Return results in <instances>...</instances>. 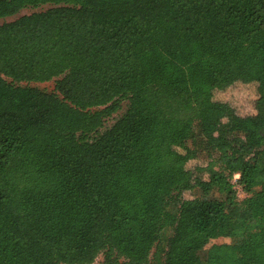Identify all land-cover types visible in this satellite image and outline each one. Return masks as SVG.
<instances>
[{"label": "trees", "instance_id": "16d2710c", "mask_svg": "<svg viewBox=\"0 0 264 264\" xmlns=\"http://www.w3.org/2000/svg\"><path fill=\"white\" fill-rule=\"evenodd\" d=\"M44 7L0 25V264H264V0L0 20Z\"/></svg>", "mask_w": 264, "mask_h": 264}, {"label": "rangeland", "instance_id": "374dc122", "mask_svg": "<svg viewBox=\"0 0 264 264\" xmlns=\"http://www.w3.org/2000/svg\"><path fill=\"white\" fill-rule=\"evenodd\" d=\"M47 9V7H44V8H41V9H38V10H33V9H26V10H23L22 12H20V14H18L16 17H13V18H9L7 20H0V25L4 22V21H12L16 18H19L23 15H29L35 11H41V10H45ZM35 87L41 89V90H47V91H52L54 89V83L51 82V83H47V84H34ZM254 88L251 87L250 88V91L251 92H254ZM234 91V92H233ZM233 94H236V96H243L247 93H245V90L242 89V88H236L235 90H233ZM217 99H222L223 96H217L216 97ZM246 111L249 110V107L245 109ZM170 148H168L167 151H169ZM182 161L184 162L183 166H182V169L184 172H190L191 169H193L196 165V162L194 161V159L191 157V156H186V157H182L181 158ZM191 195H187V198H190ZM214 243H230L231 240L228 239V238H225V237H221L220 239L216 240V241H213ZM94 264H103V257L100 256L97 261L94 263Z\"/></svg>", "mask_w": 264, "mask_h": 264}, {"label": "built area", "instance_id": "2783aa9c", "mask_svg": "<svg viewBox=\"0 0 264 264\" xmlns=\"http://www.w3.org/2000/svg\"><path fill=\"white\" fill-rule=\"evenodd\" d=\"M238 178H239V176L237 175V176H236V179H238ZM237 189H238V188H237ZM238 190H239V196H240V197H242V198H243V197H246V195L243 194L242 191H241L240 189H238Z\"/></svg>", "mask_w": 264, "mask_h": 264}]
</instances>
